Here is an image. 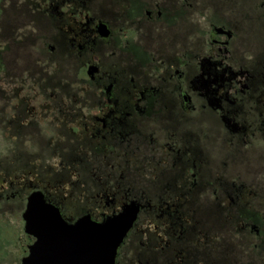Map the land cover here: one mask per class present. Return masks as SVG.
I'll return each mask as SVG.
<instances>
[{
    "label": "flooded vegetation",
    "instance_id": "1",
    "mask_svg": "<svg viewBox=\"0 0 264 264\" xmlns=\"http://www.w3.org/2000/svg\"><path fill=\"white\" fill-rule=\"evenodd\" d=\"M1 84L0 264L38 193L69 226L139 207L116 264H264V0H0Z\"/></svg>",
    "mask_w": 264,
    "mask_h": 264
},
{
    "label": "water",
    "instance_id": "2",
    "mask_svg": "<svg viewBox=\"0 0 264 264\" xmlns=\"http://www.w3.org/2000/svg\"><path fill=\"white\" fill-rule=\"evenodd\" d=\"M138 213L139 207L131 205L102 224L86 217L69 226L42 194L33 195L23 219L26 233L38 242L22 264H116L118 250Z\"/></svg>",
    "mask_w": 264,
    "mask_h": 264
},
{
    "label": "rangeland",
    "instance_id": "3",
    "mask_svg": "<svg viewBox=\"0 0 264 264\" xmlns=\"http://www.w3.org/2000/svg\"><path fill=\"white\" fill-rule=\"evenodd\" d=\"M4 44H2L3 48ZM0 107L4 109L2 110V115L0 117V163L3 164L9 163L14 160V150L16 149V145L14 142V133L6 126L7 123L5 121H10L11 117L13 116V107H14V88H10L6 84L0 85ZM10 99V104L8 108H5V102H7ZM3 120L4 122H2ZM18 149L25 153L29 147L27 146V143L23 142L18 145ZM14 207V204L10 205V207ZM16 215L9 216L8 223L15 224L17 222ZM16 248L14 247V252ZM15 255V254H14ZM16 259L14 258V264L16 263ZM9 264H11L9 262Z\"/></svg>",
    "mask_w": 264,
    "mask_h": 264
}]
</instances>
